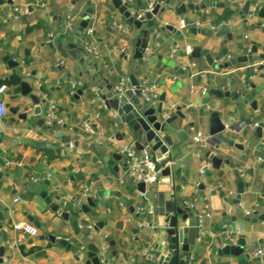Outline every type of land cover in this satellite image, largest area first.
I'll list each match as a JSON object with an SVG mask.
<instances>
[{
	"label": "crops",
	"instance_id": "obj_1",
	"mask_svg": "<svg viewBox=\"0 0 264 264\" xmlns=\"http://www.w3.org/2000/svg\"><path fill=\"white\" fill-rule=\"evenodd\" d=\"M45 1V6L36 7L31 5V0H0V86L11 82L6 84L8 90L2 94V98L7 105L20 106L17 113H12L8 108L7 116L0 120V163H10L0 170V217H3L0 220V247H6L4 263L86 264L88 245L94 244L99 251H102V246H107L106 256L110 264H145L141 250L154 249L153 245L159 237V233L154 232L155 220L150 222V226L139 228L137 221L147 222L146 212L139 216L131 213L124 206L122 197L132 200L136 210L139 206L154 208L157 202L162 204L168 197L184 206L185 201H192L196 209H192L193 217L188 216L181 222L185 226H190L198 213L210 211L212 214L207 223V233L200 234L195 240L191 252L194 255L192 264L230 263L232 259L220 253L227 242V232L235 237L243 235L247 246L257 243L254 251H264V221H253L264 214V162L258 149V146L264 149V127L263 136L258 137L257 127L253 126L264 123V69H260L247 88L244 80L250 72V65L262 63L261 59L223 66L235 54H250L254 42L259 53L262 52L264 32L258 23L264 25V17L260 15L264 0H249L250 5H259L258 15L252 21L244 18V4H239L237 0H170L169 4L165 0H142L144 7L160 2L165 9L154 16L156 31L147 36L148 45L154 47L155 36L159 34L161 46L153 48L141 63L133 55L137 39L143 37V29L131 24L110 0ZM182 3H195L200 8L179 14L177 11ZM14 4L27 6L28 14L3 22ZM131 8L140 12L136 0ZM88 9L94 11L89 14L88 26H94V36L100 49V56L97 57L83 48L86 28L82 29L81 23ZM70 17L71 26L68 25ZM181 19L198 21L201 25L180 29ZM117 24L129 26L130 33L123 34ZM224 26H228L230 31L217 35ZM192 27L198 29L197 33L190 31ZM124 44L128 46L126 53L122 51ZM176 45H180L178 50H175ZM197 46L207 49L214 57L215 64L217 60L224 59L219 64L222 66H211L203 55L193 58L191 50ZM187 50L190 54L186 53ZM228 55L230 59H226ZM5 57L19 62L16 71L33 85V92L41 100L45 99V102H40L39 114H35L36 105L31 98L22 95L20 88L9 80L13 69ZM181 58L194 61L196 66L190 72L179 73L177 67L180 68ZM138 64L140 69L136 70ZM202 71L206 73L203 75ZM131 74H135L139 80L159 83V97L165 95L164 105L176 103L181 106L184 115L178 116L161 133H168L172 142L178 145L173 152L176 161L168 164L172 182L162 181L165 178L160 172L159 179L147 185V190L152 191L149 198L137 191V183L123 165L126 157L117 163L118 170L114 168L117 176L106 165L113 153L127 145L135 146L131 131L125 124L121 123L120 133L126 132L128 136L123 140L116 139L118 133L112 119L115 109L106 107L97 91L108 92V84H115L120 76H125L128 83ZM174 76L179 78L172 83L170 79ZM78 82H81V86L73 94L72 84ZM85 85L88 87L76 97L78 89ZM174 85L178 87L172 91ZM41 86L43 92L39 91ZM232 86L249 98L239 115H236V100L208 94L211 87L229 90ZM125 93L130 97L133 90L126 88ZM49 100L55 101L58 113L64 120L62 125L48 128L38 124L37 118L44 119ZM253 101H256L255 108L251 107ZM187 102H191L192 106L183 107ZM211 111L220 113L227 125L224 133H228L229 138L240 143L242 148L217 141L210 135ZM23 112L27 113L26 118L18 116ZM231 119L233 122H230ZM86 122L93 127L94 134L91 136L82 129ZM30 130L38 131L55 142L27 138L25 134ZM111 135H115L114 139L107 140ZM198 135L208 138V145L203 149H199L195 142ZM97 138L103 139L102 145L95 142ZM60 142H72L74 147L61 146ZM43 143L45 146H42ZM197 152L200 156L196 155ZM208 154L229 162H220L213 167ZM205 163H209V166L204 177H200L199 170ZM240 169L244 171L243 176L239 173ZM32 176L37 180L33 181ZM239 181L247 184L241 203H227L219 196V187L223 188L227 197H235ZM81 182L90 184L89 198L93 204L89 205L86 201L84 206L88 207L87 212L84 206L75 214L67 210L68 219L58 211H52L42 197L27 189L29 185L42 187L64 211L62 196H76ZM201 184L206 187L204 193H201ZM170 187H173L174 196L169 195ZM16 198L19 200L15 201ZM254 208H257V213L253 215H247L244 211ZM225 210L235 215L237 221L214 233ZM72 219H77L81 225L92 224L93 228L82 227L79 235L72 227ZM98 223L102 225L96 227ZM16 225H24L36 233H30L23 226L17 228ZM45 234L67 238L78 250L73 252L57 241L41 239V235ZM108 237L114 240L116 255L112 254ZM81 246L86 249H81Z\"/></svg>",
	"mask_w": 264,
	"mask_h": 264
},
{
	"label": "water",
	"instance_id": "obj_2",
	"mask_svg": "<svg viewBox=\"0 0 264 264\" xmlns=\"http://www.w3.org/2000/svg\"><path fill=\"white\" fill-rule=\"evenodd\" d=\"M110 1L112 5L117 9V11L125 18H127L131 24L135 25L137 28L143 29V37L137 39L135 52L133 55L134 59L139 60L140 63L143 62V49L148 45L147 36L152 33L154 34L156 31L154 16H157L160 12H163L165 7H162L159 2L155 4L152 11L146 12L140 19H135L132 12L127 8L126 5L122 3V0ZM136 2L140 10H144L145 7L142 0H136ZM165 2L166 4H169L170 0H165ZM216 4L222 5V3ZM250 4L251 2L247 0L243 6L242 13L244 18L248 12ZM199 8L200 6L195 3H182L178 8L177 13H185L187 10ZM87 12L88 13L84 16V20L81 23L82 29L88 26V22L90 20L89 14L94 13L93 9H88ZM260 15L261 17H264V8L260 10ZM258 26L264 32V25L262 23H258ZM169 28L172 29V27ZM190 31H193V33H197L198 29L192 27ZM228 31H230L228 26H224L218 31L217 35H222ZM201 55L205 56L211 66H215L216 68L222 66L215 64L214 57H212L207 49H202L199 46L192 48L191 56L193 58H198ZM253 59L264 60V50L259 53L258 46L255 42L253 43L250 54H235L232 59L226 61L223 66L228 67L238 62H248L249 60ZM5 60L8 61L9 66L13 69V73L8 77L9 80L13 81L20 88L22 95L29 96L31 98L33 104L36 105L34 112L35 114H39L41 112L40 102H45V99L41 100L40 97L33 92V85L16 71V68L19 66V62L13 61L9 57H5ZM138 69H140V64L136 66V70ZM260 69H264L263 64L260 65ZM177 70L179 73H183V70L181 68L177 67ZM140 85L141 80H139L135 76V74H131L125 89H132V96L129 97L125 92L121 97L114 95L112 83L108 84V92L101 93L100 90H98L97 92L99 98L104 101L105 105L108 108H114L115 110L119 111L120 123L125 124L126 127L130 129L131 136L134 139V146L139 150L146 148L151 152L155 170L160 171L162 177L165 178L162 179V181L170 183L172 182V173L171 167L168 164L176 161V157L173 156V152L178 149V145L172 142V137L168 133H165L164 135H161V133H164L167 125L175 121L178 116L184 117V115L182 114L181 107L179 106L174 115L163 121L161 119V115L164 112L163 104L165 95L163 94L161 95V97H159V102L156 105H150L146 100L141 99ZM87 87L88 85H85L82 89H78L76 97L82 94L83 90ZM177 87V85H174L173 87H171V90L174 91ZM39 91H44L43 86L39 87ZM208 94H213L219 98L230 97L236 100L238 103V111L236 115H239L243 111L245 105L249 102V98L243 96L240 91L234 89L233 86L229 90L211 87L208 91ZM7 107L12 113H17L20 109V106L12 107L10 105H7ZM143 107L146 108L143 109ZM251 107H256V101H253L251 103ZM18 116L20 118H26L27 113L23 112ZM37 121L41 126L44 124V120L40 117L37 118ZM230 122H233V120L231 119ZM263 127L264 123L260 122L256 128V135L258 137L263 136ZM226 130L227 125L222 120L220 113L218 111H211L209 117L210 135L213 136L217 141H222L229 145L242 148V145L240 143H237L234 140L230 139L228 133H224ZM126 136H128L126 132L118 133L116 135V139L123 140ZM42 146H45V144L43 143ZM218 147L219 145L216 144V148ZM258 149L261 152L262 160L264 162V149L261 146H258ZM127 155V151H124L123 153L115 152L106 161L107 168H110V171L115 176H117V171H115L114 168L118 170L119 165H117V163L122 162L123 158L127 157ZM208 158L212 160L213 167H217V164L220 162H229L228 160L217 158L214 154H208ZM123 165L126 166V163L123 162ZM208 172L209 171H207V173ZM246 187L247 184H245L244 181H239L237 183V193L235 197H227L223 188L219 187V196L222 197L227 203L240 204L242 194L245 192ZM27 189L31 193H35L42 197L52 211H58L65 219L69 218V213L66 211H61L60 204L53 201L49 193L47 191H44L42 187L29 185ZM136 189L147 198H149L152 194L151 190H147V185L144 182H138L136 184ZM170 189L171 187L169 188V190ZM200 189L201 193H204V190L206 189L205 185L201 184ZM57 198L59 197L57 196ZM121 199L124 206L127 207L131 213H135L137 216H139L140 213L135 211L132 200H129L126 197H122ZM165 201L162 204H158L157 202L154 205L153 213L145 214V217L149 223L152 222V220H155L154 232L159 233V237L153 245L155 249L154 263L191 264L192 262L190 260V254L194 250L195 240L200 237L199 217H195L190 226H185L181 222L187 219L188 216L193 217V210L189 207L172 201L169 197ZM87 202L89 203V205L93 204L91 198H88ZM160 202H162V200H160ZM83 209L85 212L88 211V207L86 205L83 207ZM2 219L3 217H0V220ZM236 221L237 217L235 215H230L227 210H225L222 213V219L218 221L213 232L216 233L220 229H225L226 227L231 226L232 223ZM253 221H264V214L259 215L258 217H256V219H253ZM79 225L80 223L77 219H72V227L75 233L81 235V227ZM101 225L102 223H98L96 227ZM232 234L233 233L231 232H227V242L220 251V253L228 255L232 259L228 264H264V255H255L254 249L258 247L257 243H252L249 247L247 246L246 239L243 235L235 237V235ZM28 235H30V233H28ZM41 239H47L51 242L57 241L60 245L71 249L73 252H76L78 250V247H73L72 243L69 242L67 238H58L55 235L45 234L41 235ZM5 240L7 239L5 238ZM107 241L109 242V245L112 246V254L116 255V250L114 249V240L111 237H108ZM5 250V246L0 247V264H5ZM99 252V247H97L96 245H88V261L86 262V264H100Z\"/></svg>",
	"mask_w": 264,
	"mask_h": 264
},
{
	"label": "built area",
	"instance_id": "obj_3",
	"mask_svg": "<svg viewBox=\"0 0 264 264\" xmlns=\"http://www.w3.org/2000/svg\"><path fill=\"white\" fill-rule=\"evenodd\" d=\"M212 2L218 1V0H210ZM247 0H237V2L239 4H245ZM134 2V0H122V3L124 5L127 6V8L132 12L133 16L135 19H140L146 12H150L153 10L155 4L154 3H150L147 7L144 8V10H140V12H136L131 8L132 3ZM31 5H34L36 7H43L46 5V1L45 0H31ZM28 7L27 6H21V5H17L14 4L12 7L11 12L6 15L3 18V22H7L9 19H14L17 20L19 19L22 15H26L28 14ZM259 12V5L258 4H252L250 5L247 14L245 15V18L249 21L254 20ZM71 17L69 18L68 21V25L71 26ZM201 25L200 22L198 21H186L185 19H181L179 22V26L180 29H185L188 28L189 26H195V27H199ZM117 27L121 30V32L125 35L130 33V27L123 25V24H117ZM213 29L215 28L212 27ZM85 33V39L83 42V48L92 53L93 55L100 56V49L98 44L96 43V39H95V34H94V26H88L86 27V29L84 30ZM156 41L154 43V47H151L149 45H147L144 49H143V59L142 61L144 62L145 59L148 57V55L152 52L153 48L158 49L161 46L160 41L158 40L159 38V34H157L156 36ZM127 44H124L122 47V51L124 53H126L127 51ZM180 47V45H176L175 50H178ZM264 50V46L262 51ZM187 54H190V51L187 50L186 52ZM231 56L228 55L226 57V59H230ZM224 59H219L217 60L216 64H221V62ZM263 64L264 65V60H262V63H254L252 65H250V72L248 74V76L246 77V79L244 80V84L246 85L247 88L250 87L251 83L254 81V79L257 77L259 71H260V65ZM179 66L183 71H187L190 72L191 68L196 66V63L192 60H188L185 58H181L179 61ZM206 73V71H202V74L204 75ZM179 77L178 76H174L170 79V82L174 83ZM127 85V79L125 76H120V78L118 79V81L113 84V93L114 95H117L118 97H121L122 94L125 92V87ZM81 86V82L78 83H73L72 84V93L74 94L76 92V89L78 87ZM8 90V86L6 84H3L0 86V120L4 119L7 114H8V107H7V103L6 101L2 98V94L5 93ZM140 91H141V99L142 100H146L150 105H156L159 102V96H160V85L157 82H150L147 79H143L141 80V85H140ZM193 92H196L195 90H193ZM106 106V105H105ZM192 106L191 102H187L183 105V107H190ZM107 107V106H106ZM178 105L176 103H171L169 105H164L163 104V108H164V112L161 115V119L164 121L166 119H168L169 117H171L172 115L175 114V112L178 109ZM181 107V106H180ZM99 115H96V117ZM112 119L114 120V128L116 129L115 131L117 133H120L121 131V123H120V114L119 111L115 110L113 111V115H112ZM44 125L47 126L48 128H51L55 125H62L64 123L63 118L60 116V114L58 113V109H57V105L55 103L54 100H49L47 103V107L46 110L44 112ZM254 127L258 126V123H255L253 125ZM82 129L85 133H87L88 135H93L94 131H93V127L90 123L86 122L83 124ZM25 136L27 138L30 139H41L44 142L47 141H52L55 142L54 140L41 135L38 131L35 130H30L28 131ZM115 135H111L107 138V140H112L114 139ZM95 142L97 144H103V139L102 138H97L94 139ZM195 142L198 145L199 149H203L208 145V138L203 136V135H198L195 137ZM61 146L67 147V148H73L74 144L72 142H68V143H64V142H60L59 143ZM124 151H127L128 155L126 157V168L129 174L132 175V179L133 181H135V183L138 182H144L146 185H151L154 182H156L159 177H160V171L155 170V167H153V161H152V155L151 152L148 149H142L139 150L136 147H132V146H125L122 149H120V153H123ZM197 156H200V153L197 152L196 153ZM101 162V161H100ZM102 163V162H101ZM9 162L5 161L3 164L0 165V170H4L5 168H7L9 166ZM209 166V163H205L199 170V175L200 177H204L205 175V170L206 168ZM239 173L241 176L244 175V171L243 170H239ZM31 179L33 181H36L37 179L32 176ZM90 190H91V186L90 184L81 182L79 184L78 187V194L76 196H69V195H63L61 198V205H62V209H64V211H79L82 209V207L84 206V204L86 203V201L89 198L90 195ZM169 195L170 196H174L175 192L173 190V187L170 189L169 191ZM19 198H16L15 201H18ZM184 204L188 207H190L191 209L195 210V203L192 201H185ZM136 212L138 213H142V212H146V214H151L153 213V207H143V206H139L137 208V210L135 209ZM245 213L247 215H253L254 213H257V208L254 209H246L244 210ZM211 214L210 211H205L202 213H198V217L200 220V234L205 235L207 233V223L209 222V219L211 218ZM24 227L25 230L29 231L32 234H35L36 231L35 230H29V228H27L24 225H16L17 228H21ZM81 228L85 227L87 229H92L93 225L92 224H88V225H79ZM137 226L139 228L143 227V226H150V223L147 222H142V221H137ZM81 249H86L84 246H81ZM154 250L153 248H147V249H143L141 250V255L143 256L144 260H145V264H155V255H154ZM106 252H107V246L104 245L102 246V251L100 250L99 252V257H100V264H110V262L107 259L106 256ZM255 255H260L263 256L264 255V251L261 249H258L255 251ZM194 259V255L191 253L190 254V260L191 262ZM192 264V263H191Z\"/></svg>",
	"mask_w": 264,
	"mask_h": 264
},
{
	"label": "trees",
	"instance_id": "obj_4",
	"mask_svg": "<svg viewBox=\"0 0 264 264\" xmlns=\"http://www.w3.org/2000/svg\"><path fill=\"white\" fill-rule=\"evenodd\" d=\"M8 83L10 84L11 82L8 81L6 84H8ZM0 156H1V149H0ZM0 162H1V161H0ZM0 164H1V163H0ZM74 212H76V211H74V210L70 211L71 214H75Z\"/></svg>",
	"mask_w": 264,
	"mask_h": 264
}]
</instances>
